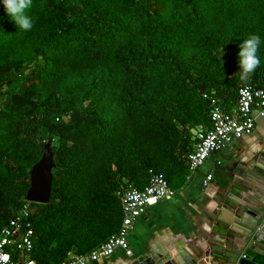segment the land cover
<instances>
[{
  "label": "trees",
  "instance_id": "trees-1",
  "mask_svg": "<svg viewBox=\"0 0 264 264\" xmlns=\"http://www.w3.org/2000/svg\"><path fill=\"white\" fill-rule=\"evenodd\" d=\"M30 31L0 2V230L35 208L30 259L60 264L115 234L116 192L160 174L190 176L209 100L234 109L240 45L260 37L250 86L264 87V0H33ZM51 141L48 203L25 201L29 170ZM238 264H264L248 250ZM14 258H17L14 255Z\"/></svg>",
  "mask_w": 264,
  "mask_h": 264
},
{
  "label": "crops",
  "instance_id": "crops-1",
  "mask_svg": "<svg viewBox=\"0 0 264 264\" xmlns=\"http://www.w3.org/2000/svg\"><path fill=\"white\" fill-rule=\"evenodd\" d=\"M263 140L264 117L256 119L251 136L233 140L211 154L172 199L149 206L128 233V251L117 249L110 257L86 264H123L144 245L163 242H173L195 256L213 247L225 248L227 243L239 241L242 245L243 228L233 223L232 207L264 195V178L259 174L264 169V159L256 160L254 154L263 146ZM209 174L212 178L204 187ZM224 222L231 223L232 229ZM247 251L238 254L236 264Z\"/></svg>",
  "mask_w": 264,
  "mask_h": 264
},
{
  "label": "built area",
  "instance_id": "built-area-1",
  "mask_svg": "<svg viewBox=\"0 0 264 264\" xmlns=\"http://www.w3.org/2000/svg\"><path fill=\"white\" fill-rule=\"evenodd\" d=\"M203 98L209 100L212 107L209 113L211 128L199 129L194 133L196 144L187 156L190 176L204 165L211 154L221 151L233 140L251 136L256 119L264 117V87L240 86L235 107L230 112L220 107L216 97L204 94ZM211 178L210 174L206 176L204 187ZM174 195L175 191L160 174L152 175L143 189L131 185L122 187L116 192L123 214L118 231L85 255L69 253L60 264H86L88 261L110 257L117 249L128 251L127 236L134 222L149 206L160 200H170ZM29 215L30 209L25 204L0 230V264H35L29 258L33 248V229L28 221ZM241 258H245V255Z\"/></svg>",
  "mask_w": 264,
  "mask_h": 264
},
{
  "label": "water",
  "instance_id": "water-1",
  "mask_svg": "<svg viewBox=\"0 0 264 264\" xmlns=\"http://www.w3.org/2000/svg\"><path fill=\"white\" fill-rule=\"evenodd\" d=\"M50 145L51 141L44 145L40 160L29 170L30 184L25 196L26 202L46 204L49 201L54 168ZM262 145L260 149L254 151L256 160L264 159V140ZM259 174L264 178V169L259 170ZM232 208L235 214L233 223L243 228L240 234L242 245L239 241L234 244L231 242L232 245L227 243L225 248L213 247L204 251L200 256H195L173 242L170 244L163 242L161 245L155 243L144 245L139 248V252L129 254L130 256L123 264H236L238 254L245 249L263 254L264 195L248 199ZM35 210V208L31 209L30 214L33 215ZM225 225L230 230L232 229L231 223L227 222Z\"/></svg>",
  "mask_w": 264,
  "mask_h": 264
},
{
  "label": "clouds",
  "instance_id": "clouds-1",
  "mask_svg": "<svg viewBox=\"0 0 264 264\" xmlns=\"http://www.w3.org/2000/svg\"><path fill=\"white\" fill-rule=\"evenodd\" d=\"M33 0H2L7 16L20 30L30 31L33 28V18L27 14L31 8ZM261 40L256 34L244 39L239 51V71L238 75L241 83L248 85L251 75L260 65L258 56Z\"/></svg>",
  "mask_w": 264,
  "mask_h": 264
},
{
  "label": "rangeland",
  "instance_id": "rangeland-1",
  "mask_svg": "<svg viewBox=\"0 0 264 264\" xmlns=\"http://www.w3.org/2000/svg\"><path fill=\"white\" fill-rule=\"evenodd\" d=\"M201 168V167H200Z\"/></svg>",
  "mask_w": 264,
  "mask_h": 264
}]
</instances>
